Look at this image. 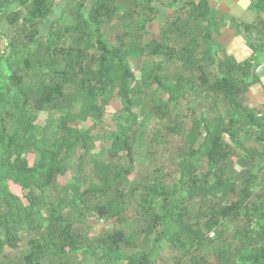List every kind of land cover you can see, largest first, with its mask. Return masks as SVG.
Listing matches in <instances>:
<instances>
[{"label": "trees", "instance_id": "16d2710c", "mask_svg": "<svg viewBox=\"0 0 264 264\" xmlns=\"http://www.w3.org/2000/svg\"><path fill=\"white\" fill-rule=\"evenodd\" d=\"M167 1L93 0L87 15L82 6L70 9L68 26L62 16L42 36L39 26L53 14L49 0H0V43L5 49L0 48V264H82L72 260L78 254L97 264H155L164 244L175 251L178 264H264L259 175L250 172L242 183L229 175L236 151L249 161L260 158L264 168V106L259 112L246 106L264 62V0H250L257 15L253 23L228 19L211 0ZM158 5H179L159 39L124 48L122 40L154 20ZM5 20L14 35L3 33ZM113 21L125 30L117 37L122 47L111 44L104 33ZM227 21L246 36L250 60L219 58L223 50L214 37ZM26 53L33 62L21 61ZM136 54L162 58L141 81L129 62ZM22 65L31 71L33 83ZM169 66L178 72L165 74ZM187 85L201 88L207 103L200 114L191 111L186 132L182 124L167 127L166 135H182L185 141L178 174L155 169L149 179L131 181L139 118L134 109L142 114L148 110L142 91L156 87L168 96L150 108L163 122L170 118L171 106L185 98ZM116 93L124 112L116 137L126 160L111 153L109 161L94 166L96 182L84 188L77 181L59 189L73 153L82 148L86 158L94 149L92 133L73 126L76 104H82V115L100 122ZM54 111L64 114L42 128L39 114ZM126 117L129 124L122 122ZM247 129L256 130L260 152L242 143ZM28 156L35 158L33 166ZM11 181L27 193V207L10 192ZM196 203L200 210L193 219L188 207ZM131 209L141 216L136 235L123 228ZM88 218L116 220L120 227L92 240L73 225ZM228 225L235 227L229 238ZM23 239L27 250L11 258L9 251Z\"/></svg>", "mask_w": 264, "mask_h": 264}, {"label": "rangeland", "instance_id": "374dc122", "mask_svg": "<svg viewBox=\"0 0 264 264\" xmlns=\"http://www.w3.org/2000/svg\"><path fill=\"white\" fill-rule=\"evenodd\" d=\"M53 4V14L50 19L45 23H41L39 29L42 31V36H46L49 32L51 23L64 16L63 25L66 27L71 22L69 19L70 9L74 11L82 6L83 14L87 15L89 12L90 4L93 0H49ZM166 4L167 0H162ZM246 0L248 11L254 12L252 2L249 4ZM82 4V5H81ZM212 6L217 10L224 12L228 15V19L234 17L232 12L221 10L217 8V1L212 2ZM160 12L155 16L149 24L146 25L143 29L135 28L133 34L129 38H125L123 41L124 48L130 46H142L151 42L152 40L159 39L160 30L163 26L170 23L174 15L177 14L179 5L174 6L173 8H164L161 5H158ZM264 18V15H262ZM240 21V20H237ZM255 22V21H254ZM3 33L7 35H14L15 29L11 27L5 20L2 23ZM237 30L235 25H232L227 21L226 27L222 29V32L219 36L214 37V41L221 46L219 58L224 59L226 56H232L230 54L231 50L226 48L222 41L223 31L233 33ZM124 28L117 21H113L109 27L104 31L107 39L111 44L115 46L122 45L117 40V37L124 32ZM1 50L4 49V42L0 43ZM248 52V50H246ZM233 57V56H232ZM28 59L33 62L32 54H25L21 61L24 63V60ZM162 58L160 56L149 57L147 55H132L129 57V62L132 67L133 72L135 73L137 80L141 81L144 78L146 72L152 69L156 62L160 61ZM21 70L26 75L28 74L29 83H33L34 78L24 65H22ZM168 72L165 74L171 76L175 72H178L176 66H169ZM29 72V73H28ZM142 97L145 100L148 110L142 114L140 110L134 109L135 113L139 116L138 125L135 126L136 130V169L135 173L131 177V181L136 183H141L143 180L149 179V176L155 169H161L165 173L172 174L175 176L179 172V164L181 162V153L182 149L185 147V141L182 135H166L167 127L173 126L175 124H182L184 129L183 132H186L187 129L191 127V116L190 113L192 110L196 111L197 114H200L202 110L205 109L206 103H203V98L205 94L201 91V88L187 85L184 91V99L182 102L170 108V118L163 122H159L158 119L150 113V108H152L154 102L167 101L168 96L159 91L156 87L144 89L142 91ZM82 104H76L73 114L75 115L74 127L78 128L83 132H91L94 138V149L86 157L83 158L85 154L84 149L76 150L71 158V168L69 173L60 178L58 181L59 189L66 186L69 183L80 181L84 188H87L91 183L96 182L94 178L93 168L97 163H102L110 160V154L118 152L122 162L126 160L124 152L122 153L118 148V140L116 137L117 123L124 117L123 105L118 94H114L111 98L109 105L104 109L102 119L100 122L95 119L86 118L81 114ZM219 109L224 111L225 107L223 105L219 106ZM64 113L58 112H42L39 114L38 124L44 128L47 124L53 123L58 120ZM124 124H129V120L124 118L122 121ZM256 130L247 129L241 137L242 143L249 149H252L256 152L261 151L260 145L255 140ZM26 157V156H25ZM30 166H33L35 158L33 156L27 157ZM252 164H249V162ZM247 160L246 155L240 151H236V157L232 158L230 162L229 175L235 178L239 183L244 182L249 173L258 174L260 181L262 183L261 187L264 189V168L263 163L260 161V158L254 160ZM10 192L19 199V201L25 206H28L26 195L27 193L22 191L18 186L15 185L13 181L8 184ZM199 205L193 204L188 207L189 215L194 219L199 213ZM126 225L123 227L124 230L130 235H136V232L142 227L141 216L134 209L129 210L125 216ZM73 225L76 229L89 236L90 239H95L97 236L103 235L107 232L112 231L114 228H119V224L116 220L107 222L99 218H88L86 221H74ZM235 230L233 225H228L226 230L227 238ZM27 250V241L23 239L18 247L15 250L9 251L10 257L16 259L21 256V254ZM127 253L131 252V249H125ZM178 256L175 251L169 247L168 244L163 245L159 256L157 257L155 264H178ZM76 263L82 261V264H97V260L92 257L83 259L82 254H78L72 259ZM182 264H185L182 263Z\"/></svg>", "mask_w": 264, "mask_h": 264}, {"label": "crops", "instance_id": "0c3cea01", "mask_svg": "<svg viewBox=\"0 0 264 264\" xmlns=\"http://www.w3.org/2000/svg\"><path fill=\"white\" fill-rule=\"evenodd\" d=\"M217 1V8L232 12L234 18L240 22L253 23L257 19L256 13L248 11L246 0H211L214 3ZM250 1V0H248ZM249 4L251 2H248ZM213 5V4H212ZM214 7V6H213ZM223 45L230 49L232 56L238 61L243 62L250 60L253 56L252 50L247 43L246 36L241 30L237 29L233 33L223 31ZM248 50V52L246 51ZM259 77V83L252 86L246 96V106L255 111H263L264 106V62L256 71Z\"/></svg>", "mask_w": 264, "mask_h": 264}]
</instances>
